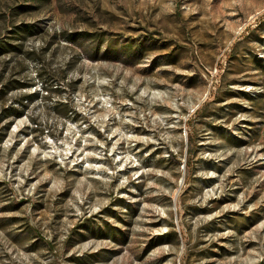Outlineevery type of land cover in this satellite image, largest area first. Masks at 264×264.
Masks as SVG:
<instances>
[{"label":"rangeland","instance_id":"374dc122","mask_svg":"<svg viewBox=\"0 0 264 264\" xmlns=\"http://www.w3.org/2000/svg\"><path fill=\"white\" fill-rule=\"evenodd\" d=\"M1 43L0 264H264V0H0Z\"/></svg>","mask_w":264,"mask_h":264},{"label":"trees","instance_id":"16d2710c","mask_svg":"<svg viewBox=\"0 0 264 264\" xmlns=\"http://www.w3.org/2000/svg\"><path fill=\"white\" fill-rule=\"evenodd\" d=\"M16 30H17V33L16 34H19V33H23V32H27V27H18V28H16ZM5 45L6 46H9V44H7V43H5ZM1 49H3V47H2V43L0 44V50ZM16 48H14L13 47V50H15ZM3 94V91H1L0 90V95H2ZM19 103H17V105H18ZM18 106H22V102H20V104L18 105ZM12 112H13V116H16V117H18L19 116V109H18V107H14L13 109H12Z\"/></svg>","mask_w":264,"mask_h":264}]
</instances>
